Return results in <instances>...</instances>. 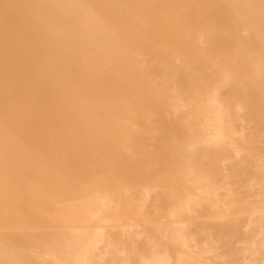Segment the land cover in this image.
Here are the masks:
<instances>
[{
  "label": "bare ground",
  "instance_id": "obj_1",
  "mask_svg": "<svg viewBox=\"0 0 264 264\" xmlns=\"http://www.w3.org/2000/svg\"><path fill=\"white\" fill-rule=\"evenodd\" d=\"M0 264H264V0H0Z\"/></svg>",
  "mask_w": 264,
  "mask_h": 264
}]
</instances>
